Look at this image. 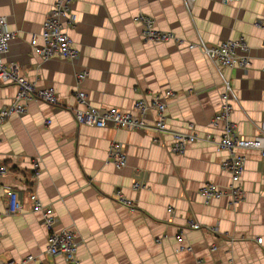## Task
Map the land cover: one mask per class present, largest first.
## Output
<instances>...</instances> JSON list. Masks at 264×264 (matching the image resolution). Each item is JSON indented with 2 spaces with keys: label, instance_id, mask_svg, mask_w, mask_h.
I'll list each match as a JSON object with an SVG mask.
<instances>
[{
  "label": "crops",
  "instance_id": "crops-1",
  "mask_svg": "<svg viewBox=\"0 0 264 264\" xmlns=\"http://www.w3.org/2000/svg\"><path fill=\"white\" fill-rule=\"evenodd\" d=\"M54 2L0 0V15L15 32L7 60L36 85L54 87L59 98L55 105L30 100L24 114H11L0 127V155L10 168L0 175V261L32 254L29 264H67L61 254L46 250L48 229L28 198L34 190L53 207L55 230L70 228L82 239L77 252L82 264H264V155L238 149L246 161L244 196L237 204L227 196L205 201L199 189L206 181L219 188L229 184L222 166L228 150L201 138L184 152H173L171 131L157 143L151 130L78 124L71 110L76 88L94 105L123 109L171 88L169 130L193 125L200 135L211 132L213 140L220 130L210 120L224 86L206 56L187 45L199 36L218 42L242 35L249 65L226 68L225 74L238 96L230 119L239 134L252 136L257 126L264 129V26L256 24L264 18V0H196L191 13L183 0H76L77 20L68 33L78 58L44 60L29 39L41 30ZM139 12L179 39L143 38L142 24L133 19ZM82 70L87 75L78 84L76 73ZM17 89L13 82L0 83V107ZM113 141L123 143L127 154L119 168L108 158ZM37 159L41 169L33 177ZM135 181L141 183L138 189ZM6 187L17 190L19 212H7ZM118 192L132 200L133 209L119 201ZM190 221L201 227L192 228ZM180 232L183 243L176 239Z\"/></svg>",
  "mask_w": 264,
  "mask_h": 264
},
{
  "label": "built area",
  "instance_id": "built-area-1",
  "mask_svg": "<svg viewBox=\"0 0 264 264\" xmlns=\"http://www.w3.org/2000/svg\"><path fill=\"white\" fill-rule=\"evenodd\" d=\"M76 0H55L50 10L46 13L42 27L39 32H32L29 43L35 54L46 60L52 57H61L68 60H76L80 51L74 45L68 33L69 26H74L77 17L73 10V2ZM228 2L230 0H223ZM186 9L191 13L196 0H183ZM133 19L142 24L141 35L143 38L154 41H168L179 38L170 30H162L155 26L154 18L146 13L139 12ZM256 24L264 26V18L260 17ZM15 36V32L8 26L5 16L0 15V83L13 82L18 89L10 102L0 107V127L13 114L22 115L27 110L30 100H43L52 105L58 103V93L52 86H38L19 72L18 65L6 58L10 39ZM188 48L197 47L206 58L215 66L224 86L221 92L220 106L210 120V126L220 130L217 138H213L211 132L204 135L197 133L193 127L187 130L171 129L167 125L166 108L174 92L171 88H164L162 92L153 94L150 98L144 96L134 100L131 108L123 109L118 106H97L92 104L86 92L81 88H76L75 97L77 105L71 108L74 118L78 124H88L98 127L112 125L118 128L130 130H151L156 133L153 141L160 143L161 135L171 131L173 141L169 144V149L173 152H184L187 144L205 139L214 141L219 148L228 150L226 159L222 161L223 168L229 173V184L225 188H219L214 183L206 181L199 189L200 195L205 201L222 196L229 197L230 204H237L244 196L242 186V176L245 169L246 156L238 149H256L264 155V129L257 126L252 136H244L236 130V125L230 119L234 103L238 102V96L230 83V79L225 74L226 68L242 67L246 68L250 62L248 55L249 45L241 35L237 38H228L218 42H209L198 37L196 41H189ZM87 75L86 70L76 73V82L79 84ZM108 158L116 166L122 167L127 162V154L124 151L123 143L113 141L108 149ZM33 174L35 177L41 169L39 160H33ZM8 164L4 163L0 155V175L9 170ZM141 186L139 181L133 183V188ZM8 196V213H16L22 210V202L16 189L5 188ZM30 207L33 212L41 216L43 224L48 229L46 250L49 254H61L67 264H82L78 257V247L83 243L77 232L70 228L55 230L56 214L51 205L45 204L40 199L38 193L32 190L29 193ZM117 198L120 202L134 208L132 200L118 192ZM171 212L172 208L168 207ZM192 228L201 227L200 222L190 221ZM176 239L183 243L184 234L177 233ZM257 242H262V237L256 238ZM181 249L190 250V245H180ZM216 246H212L214 250ZM34 259L32 254H27L21 260L0 261V264H29Z\"/></svg>",
  "mask_w": 264,
  "mask_h": 264
}]
</instances>
